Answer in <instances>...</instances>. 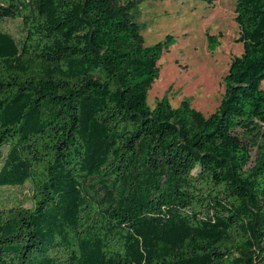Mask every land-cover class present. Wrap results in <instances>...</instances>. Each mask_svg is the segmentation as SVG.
Here are the masks:
<instances>
[{"label":"trees","instance_id":"16d2710c","mask_svg":"<svg viewBox=\"0 0 264 264\" xmlns=\"http://www.w3.org/2000/svg\"><path fill=\"white\" fill-rule=\"evenodd\" d=\"M141 1L0 0V187L33 202L0 207V264H264V0L208 117L147 106L175 40L142 46Z\"/></svg>","mask_w":264,"mask_h":264},{"label":"rangeland","instance_id":"374dc122","mask_svg":"<svg viewBox=\"0 0 264 264\" xmlns=\"http://www.w3.org/2000/svg\"><path fill=\"white\" fill-rule=\"evenodd\" d=\"M236 0H143L132 16L139 26L143 47L175 41L163 50L157 78L148 90L147 106L167 99L172 108L186 101L190 107L210 116L218 108L224 94L223 78L233 57L242 54V44L235 18ZM2 30L21 41L24 30L20 20L5 19ZM207 35L218 37L219 45L210 54ZM264 90V81L261 83ZM32 189L23 186L0 187V207L22 206L30 209Z\"/></svg>","mask_w":264,"mask_h":264}]
</instances>
